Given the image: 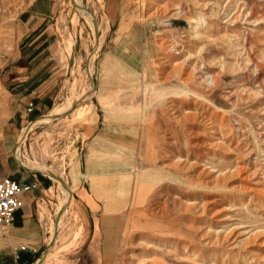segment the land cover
I'll use <instances>...</instances> for the list:
<instances>
[{"label":"rangeland","instance_id":"374dc122","mask_svg":"<svg viewBox=\"0 0 264 264\" xmlns=\"http://www.w3.org/2000/svg\"><path fill=\"white\" fill-rule=\"evenodd\" d=\"M28 1L0 0V73L27 46L20 41L25 28L19 17ZM57 1L48 27L57 85L43 115L73 92L91 85L97 91L76 101L74 110L33 124L15 150L18 128L39 115L31 118L30 100L22 110L28 121L9 128L14 104L0 86V175L4 159L15 157L26 163L46 159L68 185L75 162L83 173L119 174L103 181L78 177L60 238L45 246L43 264H62L56 255L78 245L88 231L92 242L104 244L100 255L93 249L99 264H264V0H156L150 7L139 0L137 9H122L115 21L109 0H81L100 27L91 61L94 84L85 75L93 30L77 0ZM125 14L132 17L121 26ZM162 36L182 47L169 61L158 48ZM186 57L189 63L182 62ZM195 63L198 71L186 81ZM207 72L219 73L216 84L203 80ZM110 91L138 114L106 121L98 95ZM94 112L98 128L105 126L101 131H122L116 123L141 125L131 165L105 163L115 144L98 133V148L91 147L90 138L78 133ZM53 180L49 201L36 206L44 232L62 207V188Z\"/></svg>","mask_w":264,"mask_h":264},{"label":"crops","instance_id":"0c3cea01","mask_svg":"<svg viewBox=\"0 0 264 264\" xmlns=\"http://www.w3.org/2000/svg\"><path fill=\"white\" fill-rule=\"evenodd\" d=\"M138 2L139 0H109L108 12L111 20H118L122 9H137ZM57 3V0H29L21 11L19 18L21 23L24 24L25 30L20 41L27 46L23 51L18 50L15 57L10 59L7 68L0 73L2 91L10 97L14 104L13 110L10 113L12 118L8 121L9 128L17 129L24 121H28V118L25 119V114L22 112L26 102L32 100L30 113L32 114L31 118H34V116L39 114V116L43 115V112L49 107L51 99L54 96L59 65L55 60L53 49H51L53 38L48 27ZM131 17L128 14L123 15L121 26L126 25V23L128 24ZM118 79L116 80L117 83L119 82ZM119 80L122 81L121 79ZM117 96L116 91L98 95V103L104 111L103 115L106 121L113 119L128 120L130 116L138 114L136 106L130 103L127 104L126 101L121 105L117 101ZM96 116L97 113L94 112L90 116L92 121L88 122L89 119H87L83 123L84 128H78V133H82L84 139L90 138L89 144L91 147L98 148L95 144V136L98 133L115 144L116 147L111 152L112 154H104L107 158L109 157L108 160H104L105 163L116 164L118 166L131 165V159L129 158L131 154L134 155L133 153L138 144V140L135 139L134 134L136 129L140 128L141 125L129 123L125 124L124 127L122 124L116 123V125L122 128V131L118 132L114 126L117 133H111L109 129L101 131L105 126L98 128ZM27 124L18 128L21 129L19 134ZM36 126L37 124L35 123L33 128ZM126 130L129 132L127 136L123 135V132ZM114 156L116 157L113 160ZM77 160L80 164L79 155L77 156ZM4 163L0 178L7 176L18 181L33 182L34 185L20 192L19 206L13 210L12 219L6 226L5 232L0 234V264H34L42 254L41 252L45 250V246L51 241L52 234V230H45L46 232H44L42 226H40L36 206L40 199L45 202L49 201L47 192L54 185V180L51 176H47L42 172L27 170L13 159L9 160L8 163L4 159ZM70 172L73 178L72 185L76 184L78 177H87L92 181H103L106 176L110 177L116 173L119 174L118 171H115V173H83L79 171L76 162L72 163ZM55 174L57 175V173ZM66 185L68 184L66 183ZM72 185H68L69 188L72 189ZM84 193V190L81 191L82 195ZM83 199L81 198L86 203ZM89 227L93 230V226ZM91 232L88 231V235H83L78 245H74L68 251L60 252L56 255L62 264H99V261L94 257L93 249L95 247L97 255H100L104 244L97 240L96 243L92 242ZM59 238L60 236L57 232L55 242ZM50 264H53V262Z\"/></svg>","mask_w":264,"mask_h":264},{"label":"bare ground","instance_id":"6f19581e","mask_svg":"<svg viewBox=\"0 0 264 264\" xmlns=\"http://www.w3.org/2000/svg\"><path fill=\"white\" fill-rule=\"evenodd\" d=\"M74 1V3H75V0H73ZM82 1L81 0H77V9H79V11L82 13V14H84V16H85V18H86V20H87V22H88V24H89V26L91 27V29L93 30V33H94V36H93V50L92 51H90V53H89V55H88V57L86 58L87 59V61H86V67H87V72H85V75H87V77H88V81H90L91 83H93L94 84V81L91 79V73H92V64H91V61H92V57H93V55L95 54V52H96V50L98 49L97 47H98V45H99V43H100V41H101V36H100V30H99V28L100 27H98V24H97V22H96V20H95V18L93 19V17L87 12V11H85L84 10V7H83V5H82V3H81ZM157 4V2H156V0H148V2H147V4L146 5H150V6H152V5H156ZM149 6V7H150ZM161 7L158 5V6H156V10L154 11V12H152V13H148L147 15H146V17L147 18H151V16H154V14L158 11V9H160ZM178 11H176V12H174V13H177ZM146 19V18H145ZM160 40L159 41H161L160 43H158L159 44V46H158V48H160V50H161V48H164L163 50H164V56H161V57H163V59H165L166 61H169L170 59H169V57L171 56V52L172 51H175V50H179V49H181L182 47H181V45H179L176 41H174L173 39H171L170 37H160L159 38ZM157 44V45H158ZM71 46H72V44H71ZM188 60H189V58L188 57H186V58H184L183 60H182V62H187V63H189L188 62ZM174 62V61H173ZM174 63H172L170 66H171V68H173L174 67ZM197 71H198V63H195V64H193L192 65V67L191 68H188V73H187V76L185 77V79H186V81H190V80H192V78H193V75L195 74V73H197ZM219 74V73H218ZM218 74H214V73H212V72H207L206 73V75L204 76V78H203V80L204 81H208V79H210L211 80V82L213 83V84H216L217 83V81H218ZM184 81V80H183ZM77 82V81H76ZM92 86V87H91ZM91 86H89L86 90H83V92L82 93H80V94H77L76 92H73V94H74V96L71 98V99H68L66 102H64V104L61 106V107H59V109H57L56 111H54V112H51V113H49V114H45V115H41V116H38V117H36V118H34L33 119V121H31V122H29L28 124H27V126L25 127L26 129L24 130V132H23V135H22V137H21V139H20V141H19V135H18V137H17V143H16V146H15V150H16V148H17V146L23 141V139H24V137L27 135V133H28V131H30V129H31V127L33 126V124H35V123H38V122H41V121H48L49 119H52V118H57V117H59V116H61V115H64L65 113H66V111H72V110H74L75 109V106L73 107L72 105L76 102V101H80V100H82L83 98H85V97H88L89 98V96H90V94L91 93H93V92H96L95 90H96V87H93V85H91ZM86 87H84V89H85ZM71 89H73V88H71ZM82 90V89H81ZM81 92V91H80ZM79 93V92H78ZM72 94V95H73ZM132 102V101H131ZM141 113V112H140ZM201 120H204L205 122H209L210 120L209 119H204V118H202ZM211 122H209L208 124H210ZM213 144H215V145H219V142H216V143H213ZM15 150H14V153H15ZM18 153L20 154V152L18 151ZM14 155V154H13ZM20 156V155H19ZM14 157H15V155H14ZM16 158V160L17 161H19V163H22L24 166H26L27 168H30V169H35V168H37V169H39V170H41L42 172H52L53 174H54V179L59 183V185L61 186V188H62V195H63V199L61 200V203L60 204H62V207L59 209V211L56 213V216H55V218H54V221H53V223H52V225H51V230H52V234H51V241L49 242V244H48V246L47 247H49V248H52V245L54 244V242H55V240H56V234H57V229L60 227V225L62 224V218H63V216H64V214H65V212H66V207H67V204L69 203V201H70V197L72 196V193H71V190H70V188H68L67 186H66V184L62 181V180H60V178L55 174L56 172H54L53 170H52V166L48 163V161L46 160V159H43L42 157H38V158H35V160H34V162H30V163H26V162H23L21 159H20V157H15ZM47 174V173H46ZM66 190H68L69 191V197L67 198V201L65 202V197H64V195L66 194V191H65V189ZM157 209V208H156ZM48 251H49V249H45L43 252H41L42 254L37 258V260L35 261V263L34 264H41L45 259H46V257H47V255H48ZM131 264V263H130ZM132 264H136L135 262H133Z\"/></svg>","mask_w":264,"mask_h":264},{"label":"built area","instance_id":"2783aa9c","mask_svg":"<svg viewBox=\"0 0 264 264\" xmlns=\"http://www.w3.org/2000/svg\"><path fill=\"white\" fill-rule=\"evenodd\" d=\"M33 185H34L33 182L18 181L15 179H11L7 176H3L2 178H0V232L1 233L5 232L7 228L6 226L10 223L12 219L13 210L19 206L20 192ZM20 247L22 248V246Z\"/></svg>","mask_w":264,"mask_h":264},{"label":"water","instance_id":"95a60500","mask_svg":"<svg viewBox=\"0 0 264 264\" xmlns=\"http://www.w3.org/2000/svg\"><path fill=\"white\" fill-rule=\"evenodd\" d=\"M39 115H40V114H39ZM29 121H31V120H29ZM29 121H28V122H29ZM13 158H14V157H13ZM14 160H15V159H14ZM15 161H16V160H15ZM16 163H18V162L16 161ZM18 164H19V163H18ZM20 164H21L24 168H26L27 170H29V171H31V172H35V171L42 172L41 170H39V169H37V168H35V169H30V168H27L26 166H24L22 163H20ZM42 173H45V172H42ZM46 173H47L48 176H51V177L53 176V177H54V174H53L52 172H49V171H48V172H46ZM46 173H45V174H46ZM45 249H46V248H45Z\"/></svg>","mask_w":264,"mask_h":264}]
</instances>
